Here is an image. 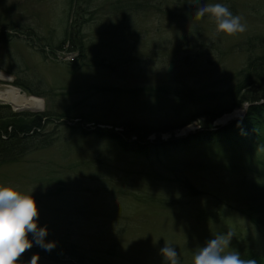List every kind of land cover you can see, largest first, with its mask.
Here are the masks:
<instances>
[{"label": "rangeland", "instance_id": "1", "mask_svg": "<svg viewBox=\"0 0 264 264\" xmlns=\"http://www.w3.org/2000/svg\"><path fill=\"white\" fill-rule=\"evenodd\" d=\"M96 1L101 6L86 16L87 26L80 30L86 56L80 60L76 50L46 52L48 45L64 37L67 0H0V27L19 35L0 45V66L15 73L26 69L24 73L47 94L31 96L12 86L15 77L1 69L11 82L0 81V92L15 88L40 100L39 113L67 114V124L84 130L94 123L101 129L103 124L124 122L174 127L190 116H213L235 104L234 74L244 69L264 34V0L202 1L224 4L242 17L246 31L231 36L218 33L207 15L179 20L151 12L120 21L116 8L129 0ZM169 2L174 3H164L168 13L177 9ZM10 26L24 29L13 32ZM184 94L189 102L177 113L178 96ZM247 104L221 114L214 128L243 119L239 113ZM227 115L231 119L222 125ZM45 124L47 132L54 128ZM62 127L57 128L61 138L51 148L0 165V184L32 192L39 226L48 229L45 241L55 242V247L74 244L86 258L101 257L111 264H165L160 249L167 242L176 248L180 264H191L195 250L230 231L232 250L264 264V231L251 228L239 213L251 207L254 214L264 210V205L259 210L262 199L255 189L249 198L247 189L237 184L239 177L252 175L251 164L264 167L260 149L222 156L204 148L196 154H177L166 164L149 165L117 146L90 135H70ZM185 129L196 131V123L176 129L174 135ZM169 136L162 134L160 139L164 142ZM182 179L191 190L181 186Z\"/></svg>", "mask_w": 264, "mask_h": 264}, {"label": "trees", "instance_id": "2", "mask_svg": "<svg viewBox=\"0 0 264 264\" xmlns=\"http://www.w3.org/2000/svg\"><path fill=\"white\" fill-rule=\"evenodd\" d=\"M102 3L105 0H101ZM108 1V0H107ZM202 1L207 0H173L174 3L169 2L172 9L168 13V8L165 9L164 3L168 0H129L126 5H121L116 8V15L120 21H127L129 18L138 15V13L148 14L155 12L157 14L172 17L174 19H189L195 20L196 10L199 6L203 5ZM68 2V15H67V28L64 30L63 39L57 42V45L50 44L49 51L46 52L55 55L54 52H72L78 51L80 60L85 59L84 46L81 41L80 30L86 25V16L92 15L98 6L101 4L96 3V0H67ZM159 2V3H158ZM165 9V10H162ZM113 16V14H112ZM110 16V17H112ZM116 16V17H117ZM73 24V25H72ZM87 26V25H86ZM5 29V28H4ZM0 27V45H5L12 38H15L16 33L10 34ZM8 29V28H7ZM24 28L10 26V31L17 32L23 31ZM75 33H71V31ZM25 31V30H24ZM66 31V33H65ZM70 32V33H69ZM257 47H255L253 55L249 54L246 58L244 69L241 68L236 74L235 78L238 80L233 88L234 98L231 100L235 104H230L225 112H218L213 116H190L186 118L185 123L179 125L153 128L149 126H136L132 123L124 122L123 124H103V128L97 127L99 123H94L92 129L84 130L82 127L73 128L66 123L65 120H71L67 114H60V116L53 113H14L6 106L0 105V165L21 160V158L34 151L43 150L56 143L60 139V130L57 128L63 126L65 132L82 137L87 135L92 136L97 142H106L109 145L117 146L121 149L122 153L132 155L134 158H141L143 164L153 165L158 163H169L170 160L176 158L177 154L185 153L192 154L199 152L198 150H210L212 154L228 156L233 152L249 151L259 149L264 152V34L256 40ZM83 49V51H82ZM42 50V49H41ZM44 50V49H43ZM258 50V52H257ZM257 53V54H256ZM2 71L11 74L15 77L12 86L23 89L27 94L36 97H43L47 93L41 90V86L37 83L34 77L26 75L25 70L21 69L17 73L12 72L8 68L0 66ZM154 90L152 89V92ZM151 92V93H152ZM166 97L170 95L169 90H163ZM243 93V94H241ZM175 94V93H174ZM241 94V95H240ZM187 94L182 98L178 96L179 103L176 104L174 109L180 113V108L184 103L189 102ZM248 103V108L244 118L234 123L226 124V126L216 127L213 126L216 118L221 114L230 113L234 108L239 107L241 103ZM187 117V116H186ZM64 119V120H62ZM62 120V121H60ZM45 125H54L50 132L46 131ZM196 123V131L188 134L185 138H175V130L180 127L189 126ZM95 125V126H94ZM108 126V127H106ZM116 129H120L116 131ZM170 134L168 139L164 142L160 139L161 135ZM155 136L154 140H149L150 136ZM175 138V139H174ZM236 159L240 157L233 156ZM260 166V165H259ZM251 164L248 172L252 175H244L237 179L238 186L247 189L246 194L250 198L252 195H257L262 204L259 210L264 205V196L261 189L264 190V167ZM179 183L186 190L189 189L190 183L185 179L179 180ZM253 185V186H252ZM252 186V189H250ZM255 189V190H253ZM226 205V203H223ZM247 207V206H245ZM248 208V207H247ZM247 211H239L242 217L250 222L251 228L256 229L259 233L264 231V210L254 214L253 208H248ZM252 212V213H251ZM262 236V235H261ZM29 239H33V246L27 250L21 257V264H26L34 255H39V262L45 264H111L107 259L98 257L86 258L74 248V244L56 246L52 250H46L37 244L33 235L29 234ZM47 242V241H46ZM251 257V256H249ZM69 261H64V259ZM247 259V257H245ZM257 264H260L257 262Z\"/></svg>", "mask_w": 264, "mask_h": 264}, {"label": "clouds", "instance_id": "3", "mask_svg": "<svg viewBox=\"0 0 264 264\" xmlns=\"http://www.w3.org/2000/svg\"><path fill=\"white\" fill-rule=\"evenodd\" d=\"M195 15L198 19L205 15L213 19L218 33L231 36L246 31L242 17L233 15L221 3L201 5ZM31 193L21 191L18 186L0 184V264H21L20 257L33 246L30 233L46 250L55 247V242L45 241L48 229L39 226V208ZM232 237L230 231L216 234L193 252L191 264H257L256 260L244 259L238 251L230 248ZM160 254L165 264H180L176 248L167 242ZM28 264H39V255H34Z\"/></svg>", "mask_w": 264, "mask_h": 264}, {"label": "bare ground", "instance_id": "4", "mask_svg": "<svg viewBox=\"0 0 264 264\" xmlns=\"http://www.w3.org/2000/svg\"><path fill=\"white\" fill-rule=\"evenodd\" d=\"M0 81L10 83V79L0 74ZM5 90V89H4ZM0 103L8 104L18 112L21 111H33L39 112L42 109L40 104V100L36 98H27L21 94L20 91L16 90L15 88H9L5 90V92H0ZM44 105V104H43ZM231 115H227L223 117L220 122L224 123L228 121Z\"/></svg>", "mask_w": 264, "mask_h": 264}, {"label": "water", "instance_id": "5", "mask_svg": "<svg viewBox=\"0 0 264 264\" xmlns=\"http://www.w3.org/2000/svg\"><path fill=\"white\" fill-rule=\"evenodd\" d=\"M3 105H6V104H3ZM248 106V104L246 105V106H244V109L242 110V111H240V113H239V115L241 116V115H243V114H245V112H246V109L248 108L247 107ZM6 107H9V108H11L9 105L7 106L6 105ZM12 111L13 112H15V110L14 109H12ZM38 112V111H37ZM230 118V117H229ZM231 119V118H230ZM226 123L224 122L222 125H225ZM184 131H185V133H184ZM182 133H180V134H178V135H176L175 136V138H185V136L186 135H188L189 133H190V131L188 130V129H185ZM174 138V139H175Z\"/></svg>", "mask_w": 264, "mask_h": 264}]
</instances>
